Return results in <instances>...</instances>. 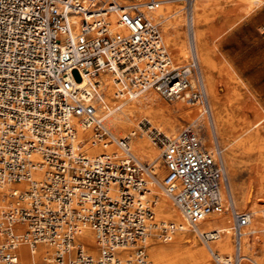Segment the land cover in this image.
I'll use <instances>...</instances> for the list:
<instances>
[{"label": "built area", "instance_id": "built-area-1", "mask_svg": "<svg viewBox=\"0 0 264 264\" xmlns=\"http://www.w3.org/2000/svg\"><path fill=\"white\" fill-rule=\"evenodd\" d=\"M179 1L188 17L185 63L172 60L159 23L142 11L156 0H0V186L22 179L30 184L0 211V264H18L17 223L27 225L25 240H45L55 248L48 264H152L142 243L156 226L145 195L149 164L134 155L133 134L117 140L122 155L89 157L76 142L72 120L99 140L115 139L97 112L98 82L82 84L85 75L109 71L132 95L154 89L168 101L201 103L212 125L192 36L189 11L195 0ZM149 130L166 169L162 185L189 223L196 225L211 213L230 215L239 251L250 213L233 202L215 131L210 148L198 122L175 134ZM40 172L38 181L34 174ZM83 225L95 232L96 256L80 239ZM174 228L161 224L159 235ZM211 235L202 233L205 241ZM119 248H133V255L121 259ZM214 261L240 264V257L236 253L222 262L215 255Z\"/></svg>", "mask_w": 264, "mask_h": 264}, {"label": "bare ground", "instance_id": "bare-ground-1", "mask_svg": "<svg viewBox=\"0 0 264 264\" xmlns=\"http://www.w3.org/2000/svg\"><path fill=\"white\" fill-rule=\"evenodd\" d=\"M123 1L120 0L122 4H132L142 3L145 0H133L131 3ZM156 1L155 6L142 7V11L154 21L159 20L162 25L161 36L164 44L170 47V57L172 53L175 59L181 60L187 54L188 48L190 51L189 32L186 30V45L182 31L184 18L180 13L181 8L167 4L171 0ZM229 2H234L243 10L244 14L261 15L263 0H195L189 11L195 53L200 66H203L201 71L203 69L202 76L212 125H210L206 109L201 103L189 104L183 98H178L175 104L170 107L164 104L162 95L154 89L140 92L136 96L132 95L130 90L123 89L117 83L116 76L109 71L100 72L95 78L85 75L82 83L92 86L94 81L98 82L95 101V103L97 102V112L115 137L112 142L99 140L89 127H85L78 120H72L76 130V142L83 144L82 149L85 154L89 157L103 153L122 155L117 140L127 132L126 134L132 133L134 136L132 142L134 155L142 163H145L143 160H147L149 164V171L144 174L148 190L145 195L148 199H154L152 201L153 223L156 226L151 235L146 237L142 243L145 246L148 260H152L156 264H212L207 252L213 259L216 255L222 262L226 258L232 259L238 253L240 264H264V258H261L264 255V135L259 129L260 126L264 130V104L258 100L257 93L252 89L250 82L243 79L229 60H225V63L218 69L225 92L220 94L217 91L215 70L210 57L211 47L207 42V31L204 28V22H202L203 15L210 5H226ZM187 18L185 15V25ZM195 104L200 108H192ZM246 111L254 112V121L251 122L246 117ZM190 119V122L201 124L205 134L204 141L209 147L214 144L212 130L215 131L217 143L223 146L220 153L225 165L228 189L233 202L235 206H248L253 209L249 212V224L244 228V233L240 237L239 251L236 248L233 221L230 215L211 213L196 225L189 223L162 185L164 170L160 163L159 147L154 142H150L146 132L139 125V122L146 121L154 128L167 134L169 132L175 134L176 128L182 127V120ZM240 147L248 152V176L245 180H240L237 173L236 149ZM34 157L39 158L37 154ZM34 178L40 181L41 172L35 173ZM29 188L30 184L27 179L8 181L2 187L0 186V211L7 209L16 201V195ZM111 189L112 193H117L116 187ZM226 193V190L222 188V195L225 196ZM7 199L9 201L5 203ZM253 213H255L254 217H252ZM157 218L161 220L157 221ZM171 223L175 228L160 236V225L164 224L167 227ZM26 230L25 223L14 225L17 236L15 252L18 256V264L51 263L55 248L45 240L37 241L34 244L25 240ZM232 231L234 253L233 256H229L224 251L232 250ZM203 232L213 234L209 241L204 240ZM196 235L203 241L207 252L198 245ZM2 238L0 235V241ZM80 239L87 252L96 256L95 232L89 225L81 227ZM256 248L261 252L260 258L255 253ZM117 255L121 259L130 257L133 255V248H119Z\"/></svg>", "mask_w": 264, "mask_h": 264}, {"label": "rangeland", "instance_id": "rangeland-1", "mask_svg": "<svg viewBox=\"0 0 264 264\" xmlns=\"http://www.w3.org/2000/svg\"><path fill=\"white\" fill-rule=\"evenodd\" d=\"M124 3H131L133 0H124ZM170 6H178L180 9V13L184 18V22L182 25V31L184 33L185 42L187 45V33L185 26V11L183 4L179 0H171L169 1ZM156 21L159 22L157 19ZM202 22H204V28L207 31V42L211 47V63L215 72L216 79V89L220 94L225 92V88L223 86V82L221 77L219 76V67H221L225 60H229L232 65L240 72L243 79L250 82L252 89H254L257 93V98L260 102L264 104V6L261 7V15L257 16L254 13L244 14L243 10L240 9L234 2H229L226 5L220 4H212L210 5L202 18ZM160 31L162 32V25L159 22ZM188 47V46H187ZM169 51H170V47ZM187 54L184 58L175 59L171 53V58L174 62L177 63H185L189 56V48L186 52ZM201 68L203 66H200ZM203 72V69H202ZM72 76L74 80L79 81L80 75L77 70L72 71ZM162 101L167 106H172L175 104V101H168L161 96ZM97 103V102H96ZM199 105L195 104L192 108H197ZM200 108V107H199ZM100 115V114H99ZM246 117L252 122L255 120V114L252 111H246ZM104 121V120H103ZM190 120H182V127L189 123ZM146 122V121H144ZM142 129L146 132V135L150 142L153 143L151 138L149 137V127L153 129L154 127L147 123L145 126H142ZM181 127V128H182ZM181 128H176L178 131ZM262 134L264 135V130L259 126ZM204 130V129H203ZM114 132V130H113ZM204 132V131H203ZM125 132L124 134H126ZM173 132H169L171 134ZM117 134V133H116ZM119 135V134H117ZM205 136V134H204ZM204 138V137H203ZM204 140V139H203ZM205 142V141H204ZM205 144L209 147V145L205 142ZM214 144L210 145V148ZM220 149H222V144H218ZM236 154L238 156L237 170L238 177L240 180H245L248 176V160L247 154L242 147L236 149ZM143 162L147 163V160H143ZM160 163L162 169L164 170V176L166 173V169L163 164V159L160 156ZM149 178V177H148ZM11 188V186H8ZM150 198V197H149ZM151 201H154L153 198H150ZM9 199L6 200L7 203ZM239 210H247L248 212L253 211L252 208L248 206H236ZM260 214H263L260 212ZM254 217L255 213L252 214ZM161 220L157 218V221ZM231 243L232 250L229 252H225L229 256H233L234 253V240H233V231L231 233ZM161 239V237H159ZM198 245L204 250H206V246L199 236L196 235ZM212 264H216L212 256L209 252H207ZM255 253L260 258L261 252L258 248H256ZM264 258V255L263 257ZM152 261V260H151ZM153 264L154 261H152Z\"/></svg>", "mask_w": 264, "mask_h": 264}]
</instances>
